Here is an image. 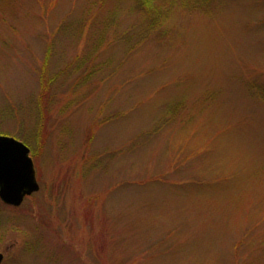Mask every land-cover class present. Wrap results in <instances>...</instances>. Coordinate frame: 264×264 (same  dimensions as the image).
Listing matches in <instances>:
<instances>
[{"label":"rangeland","instance_id":"rangeland-1","mask_svg":"<svg viewBox=\"0 0 264 264\" xmlns=\"http://www.w3.org/2000/svg\"><path fill=\"white\" fill-rule=\"evenodd\" d=\"M195 2L0 0L3 264H264V0Z\"/></svg>","mask_w":264,"mask_h":264},{"label":"water","instance_id":"water-1","mask_svg":"<svg viewBox=\"0 0 264 264\" xmlns=\"http://www.w3.org/2000/svg\"><path fill=\"white\" fill-rule=\"evenodd\" d=\"M31 150L24 143L0 136V199L7 205L19 207L25 197L39 192ZM4 254L0 253V264Z\"/></svg>","mask_w":264,"mask_h":264},{"label":"trees","instance_id":"trees-1","mask_svg":"<svg viewBox=\"0 0 264 264\" xmlns=\"http://www.w3.org/2000/svg\"><path fill=\"white\" fill-rule=\"evenodd\" d=\"M143 9H150L154 0H139ZM207 4V0H196L195 4L192 3L193 8H200Z\"/></svg>","mask_w":264,"mask_h":264},{"label":"flooded vegetation","instance_id":"flooded-vegetation-1","mask_svg":"<svg viewBox=\"0 0 264 264\" xmlns=\"http://www.w3.org/2000/svg\"><path fill=\"white\" fill-rule=\"evenodd\" d=\"M31 157H32V154H31ZM32 159H33V158H32ZM33 162H34V160H33ZM36 178H37V173H36ZM37 181H38V178H37ZM39 185H40V184H39ZM40 189H41V188H40ZM37 193H38V192H37ZM35 194H36V193H35ZM33 195H34V194H33ZM33 195L28 196V197H25V199H24L22 205L19 206V207H15V206L7 205V204H5L4 202H2L1 200H0V203H1L4 207H8V208H10V209L17 210V209L21 208V207L23 206V204L27 201V199L31 198ZM0 253H3V254H4V261H5V259H6V252H0ZM4 261H3V263H4ZM3 263H2V264H3Z\"/></svg>","mask_w":264,"mask_h":264}]
</instances>
